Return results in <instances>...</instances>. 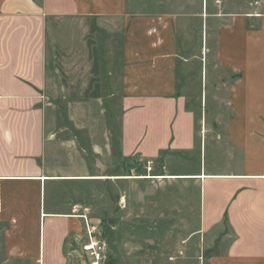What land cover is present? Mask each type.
Masks as SVG:
<instances>
[{
	"label": "crops",
	"instance_id": "1",
	"mask_svg": "<svg viewBox=\"0 0 264 264\" xmlns=\"http://www.w3.org/2000/svg\"><path fill=\"white\" fill-rule=\"evenodd\" d=\"M125 2L0 0V261L73 263L87 239L82 215L90 217L77 180L129 179L82 176L74 160L50 161L57 151L44 101L49 18L127 17ZM214 19L216 60L228 75L213 107L202 93L201 108L180 104L187 96L177 93V54L166 44L132 47L146 32L140 19L124 32L118 80L141 100L133 129L144 132L143 161H177L171 175L182 177L165 178L198 187L191 238L199 237L213 264H264V12ZM80 222L82 233L73 229Z\"/></svg>",
	"mask_w": 264,
	"mask_h": 264
},
{
	"label": "rangeland",
	"instance_id": "2",
	"mask_svg": "<svg viewBox=\"0 0 264 264\" xmlns=\"http://www.w3.org/2000/svg\"><path fill=\"white\" fill-rule=\"evenodd\" d=\"M125 1L127 17L48 20L44 101L48 135L57 151L50 161L74 160L82 176H130L77 180L82 204L105 244L104 264H213L199 237L191 238L199 226L198 187L165 178L178 169L177 161H143L144 132L133 129L141 100L126 94L117 65L124 32L136 30L140 19L146 32L132 39V47L166 44L177 54V93L187 96L180 104L201 108L202 93L206 108L213 107L215 97L226 93L220 83L228 75L216 60L214 17L262 13L264 0ZM140 119L143 124L145 115ZM73 229L82 233L83 224ZM71 264H85L83 255L79 252Z\"/></svg>",
	"mask_w": 264,
	"mask_h": 264
},
{
	"label": "built area",
	"instance_id": "3",
	"mask_svg": "<svg viewBox=\"0 0 264 264\" xmlns=\"http://www.w3.org/2000/svg\"><path fill=\"white\" fill-rule=\"evenodd\" d=\"M151 170L152 168H148ZM86 222L87 239L83 243L82 252L85 264H104L105 260V244L97 231L96 225L91 221L88 215L83 214Z\"/></svg>",
	"mask_w": 264,
	"mask_h": 264
},
{
	"label": "bare ground",
	"instance_id": "4",
	"mask_svg": "<svg viewBox=\"0 0 264 264\" xmlns=\"http://www.w3.org/2000/svg\"><path fill=\"white\" fill-rule=\"evenodd\" d=\"M129 177H130V176H129ZM179 177H182V176H174V175H173V176L171 175V176H169V177L167 176V178H179ZM106 178H107V177H106ZM127 178H128V177H127ZM148 178H153V177H152V176H148Z\"/></svg>",
	"mask_w": 264,
	"mask_h": 264
},
{
	"label": "water",
	"instance_id": "5",
	"mask_svg": "<svg viewBox=\"0 0 264 264\" xmlns=\"http://www.w3.org/2000/svg\"><path fill=\"white\" fill-rule=\"evenodd\" d=\"M100 167H104V166H102V164H98Z\"/></svg>",
	"mask_w": 264,
	"mask_h": 264
}]
</instances>
